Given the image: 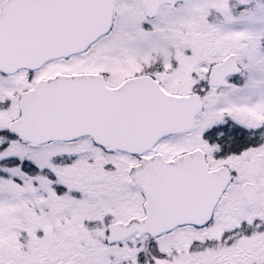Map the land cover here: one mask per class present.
I'll list each match as a JSON object with an SVG mask.
<instances>
[{
	"label": "snow or ice",
	"instance_id": "snow-or-ice-1",
	"mask_svg": "<svg viewBox=\"0 0 264 264\" xmlns=\"http://www.w3.org/2000/svg\"><path fill=\"white\" fill-rule=\"evenodd\" d=\"M0 264H264V0H0Z\"/></svg>",
	"mask_w": 264,
	"mask_h": 264
}]
</instances>
